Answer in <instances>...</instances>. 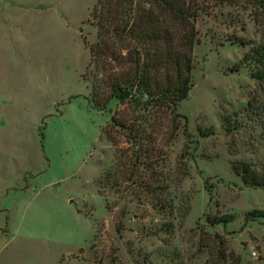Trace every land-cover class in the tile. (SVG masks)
<instances>
[{
  "label": "rangeland",
  "instance_id": "374dc122",
  "mask_svg": "<svg viewBox=\"0 0 264 264\" xmlns=\"http://www.w3.org/2000/svg\"><path fill=\"white\" fill-rule=\"evenodd\" d=\"M97 1L0 0L13 15L0 28V264H264V218H247L264 211V186L234 169L264 182V65L252 59L264 47V9L193 0V86L177 107L180 129L170 137L161 111L162 159L151 171L136 166L134 185H112L99 177L131 146L120 129L111 130L118 150L105 133L120 103L99 111L84 99L99 74L85 44L98 41ZM223 216L233 219L209 223Z\"/></svg>",
  "mask_w": 264,
  "mask_h": 264
},
{
  "label": "trees",
  "instance_id": "16d2710c",
  "mask_svg": "<svg viewBox=\"0 0 264 264\" xmlns=\"http://www.w3.org/2000/svg\"><path fill=\"white\" fill-rule=\"evenodd\" d=\"M254 1L264 9V0ZM195 7L193 0H98L93 8L91 18L98 28V41L88 44L85 40V44L91 55L90 67L93 65L100 75L90 81L87 70L85 79L92 86L87 100L99 111H107L112 100L120 103L123 108L111 115V129L105 133L116 150L119 145L111 134L113 128L120 129L126 144L131 146L126 161L123 156H116L112 172L106 171L99 177L102 180L106 175L108 184L124 179L134 185L136 166L142 164L151 171L162 159L155 146L158 138H153L159 135L157 119L161 111L168 114L166 129L170 137H176L180 129L178 121L183 117L177 113V107L187 99L193 86L192 56L198 16ZM252 59L264 65V47L254 49ZM260 75L264 79V72ZM125 108L132 109L133 115L125 117ZM130 166L133 169L129 173ZM246 168L234 166L245 183L264 186L263 180H251ZM148 186L152 189V184ZM137 200L140 202L139 197ZM247 218H264V211L249 213ZM232 219L223 216L209 223L227 224ZM124 229L123 221L118 220L117 233Z\"/></svg>",
  "mask_w": 264,
  "mask_h": 264
},
{
  "label": "crops",
  "instance_id": "0c3cea01",
  "mask_svg": "<svg viewBox=\"0 0 264 264\" xmlns=\"http://www.w3.org/2000/svg\"><path fill=\"white\" fill-rule=\"evenodd\" d=\"M13 20V15L11 13H7L5 10H1L0 9V28L3 29V31H6V26L7 25H11V22ZM11 27V26H10ZM9 37H8V49L10 52H14V54H16L18 52V49H20V47L18 46V44H15V37L13 35V32L10 28V32H9ZM27 51H25L26 53ZM91 91H92V88H91ZM91 95V94H90ZM90 96L88 97H85V101L87 100V98H89ZM88 104H89V101L87 100ZM117 102V101H116ZM90 106V104H89ZM109 110V109H108Z\"/></svg>",
  "mask_w": 264,
  "mask_h": 264
}]
</instances>
